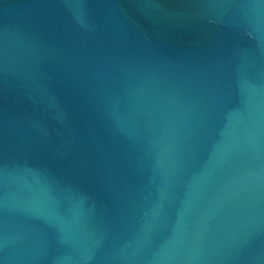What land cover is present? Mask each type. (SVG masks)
<instances>
[{"label": "water", "instance_id": "95a60500", "mask_svg": "<svg viewBox=\"0 0 264 264\" xmlns=\"http://www.w3.org/2000/svg\"><path fill=\"white\" fill-rule=\"evenodd\" d=\"M0 264H264V0H0Z\"/></svg>", "mask_w": 264, "mask_h": 264}]
</instances>
